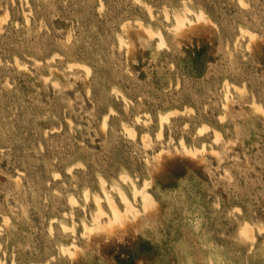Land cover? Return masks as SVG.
<instances>
[{
	"label": "rangeland",
	"instance_id": "1",
	"mask_svg": "<svg viewBox=\"0 0 264 264\" xmlns=\"http://www.w3.org/2000/svg\"><path fill=\"white\" fill-rule=\"evenodd\" d=\"M0 264H264V0H0Z\"/></svg>",
	"mask_w": 264,
	"mask_h": 264
},
{
	"label": "bare ground",
	"instance_id": "2",
	"mask_svg": "<svg viewBox=\"0 0 264 264\" xmlns=\"http://www.w3.org/2000/svg\"><path fill=\"white\" fill-rule=\"evenodd\" d=\"M139 1V0H138ZM101 5V4H100ZM185 8V7H184ZM185 10V9H184ZM186 11V14H184V15H175L174 16V23H175V27H171V29L172 30H175L174 28H176V30L177 31H182L185 27H186V25L187 24H191L192 23V21L188 18V15L190 14V10H185ZM185 11H184V13H185ZM149 12V11H148ZM183 12V11H182ZM192 13V12H191ZM149 14V13H148ZM193 14V13H192ZM151 15V14H150ZM165 16H167V14L165 15ZM195 18H196V22H202V21H204V15H203V13H201V11L199 12H197V13H195V15H193ZM165 18H167L168 19V17H165ZM207 19V18H206ZM166 20V19H165ZM194 21H195V19H194ZM173 23V24H174ZM193 24V23H192ZM194 24H196V23H194ZM193 24V25H194ZM191 26V25H190ZM242 29V28H241ZM240 29V30H241ZM145 30V29H144ZM146 31V33H149L150 35H151V37H152V35H156V37L158 38V43H159V45H164V39L162 38V36H161V34L159 33V32H156V33H153L152 31H150V30H148V28L145 30ZM240 32V31H239ZM241 32H243L245 35L246 34H248L249 32L248 31H246V30H241ZM148 34V35H149ZM250 35V33L248 34V36ZM251 37H252V34L250 35ZM249 36V37H250ZM155 37V36H154ZM120 39H122L121 37H119ZM119 39V40H120ZM250 39V38H249ZM122 40H124V39H122ZM125 43V42H124ZM119 44H122L121 43V40H120V43ZM124 47L126 46V45H123ZM120 48H122V47H120ZM74 66H82V65H79V64H74ZM82 67H84V66H82ZM70 68V67H69ZM71 69V68H70ZM226 83V82H225ZM227 85V84H226ZM226 85H225V88L228 90V85H227V87H226ZM232 90H233V88H232ZM227 92V91H226ZM116 94V93H115ZM225 96H226V94L224 95V98H225ZM223 98V97H222ZM225 100V99H224ZM126 102V101H125ZM222 106H224L225 107V105H222ZM165 114V113H164ZM160 115V122H159V125L162 127V121L164 122V121H167V118H168V116L166 117L165 115ZM136 119H138V120H140V118L138 117V118H136ZM136 122H137V120H136ZM161 127H159L160 128V130H159V132H158V136L157 137H159L160 135H161V133H162V129H161ZM204 128V127H203ZM203 128L198 132V135L200 136V134L202 133L203 134V132L205 131V129L203 130ZM125 129V128H124ZM133 129V128H132ZM131 128L129 129V128H126V130L128 131L127 132V134L128 133H130V136L131 135H134V130H132ZM207 129H208V127H207ZM198 130V129H197ZM125 131V130H124ZM203 131V132H202ZM215 134V133H214ZM218 135V134H217ZM217 135H215L216 137H214V139H216L217 140V137H219V135L217 136ZM133 138V137H132ZM213 139V140H214ZM219 139V138H218ZM179 142H181V147H182V150H184L186 153L187 152H195L196 151V149H194V150H190L189 148H186L185 147V145H184V143L182 142V141H180L179 140ZM203 147V146H202ZM180 148V147H179ZM204 148V147H203ZM203 148H201L202 150H203ZM183 151V152H184ZM197 151H199L198 149H197ZM160 153V152H159ZM192 154V153H191ZM195 154V153H194ZM125 175V176H124ZM120 176V175H119ZM129 176H128V174L126 175L125 173H123V176H122V174H121V179L122 180H124V181H126V180H129V178H128ZM99 180V179H98ZM100 184H101V188H102V192H103V194H104V200H105V202H106V204H107V206H108V208H109V211H110V215L108 216L109 218H107L108 219V221L105 223V225H103V223L101 222V218H102V216L103 215H106V212L104 211V209L102 208V206H101V203H100V201H101V198H99V197H95L96 199H95V205H96V211H94L95 212V214L93 215V217H91V219H92V223H91V225H87V224H85V223H83L82 225H83V230H82V232H84V234H88V235H93V234H96V233H99V232H108L110 229H115V228H117V227H119V225H122V222H123V218H124V211L125 212H128V213H132L133 212V210H135L136 208H134V206H133V204H132V202L130 201V199L128 198V196L126 195V193L119 187V186H117V185H113L112 184V188L116 191V194L118 195V197H119V199H120V202L122 203V205H123V207H124V211H121L119 208H118V206H117V204L115 203V201L113 200V198L111 197V195L106 191V188H105V181L103 180V179H100ZM129 183H130V188H131V192H132V198H134V200L136 199V198H139L140 199V201H141V205L143 206V211H145V212H147L148 210H149V208H150V205H151V201H152V197H150V194L149 193H147V191L145 190V185L146 184H144L143 185V187H142V189L140 188V187H138L134 182H132L131 180L129 181ZM147 183V182H146ZM111 184V183H110ZM111 188V189H112ZM113 190V191H114ZM86 200H88V198H89V193H88V191H85L84 192V196H83ZM70 203L71 204H74L75 203V201H74V199L73 198H70ZM136 203V202H135ZM141 206V207H142ZM107 217V216H106ZM82 223V222H81ZM123 226V225H122ZM122 226H120V227H122ZM243 226V225H242ZM62 229L63 230H67L68 229V227L67 226H65V225H62ZM72 231H73V229H72ZM239 231V230H238ZM241 232V234H243V235H245V236H247V234H248V232H249V229H248V227L247 226H245V227H243L242 228V230L240 231ZM253 238V237H252ZM71 245V244H70ZM64 253H66V254H69L70 256L72 255V248H66V247H62V249H61ZM74 251V250H73Z\"/></svg>",
	"mask_w": 264,
	"mask_h": 264
}]
</instances>
